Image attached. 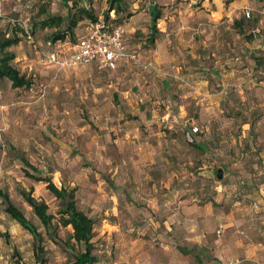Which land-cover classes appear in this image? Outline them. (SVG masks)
Listing matches in <instances>:
<instances>
[{
  "label": "rangeland",
  "instance_id": "rangeland-1",
  "mask_svg": "<svg viewBox=\"0 0 264 264\" xmlns=\"http://www.w3.org/2000/svg\"><path fill=\"white\" fill-rule=\"evenodd\" d=\"M22 2L6 0L0 5L2 30L9 24V18H4L8 15H18L12 26L28 29L31 15ZM51 2L55 12H66L62 0ZM145 2L137 0L133 10L143 9ZM95 4L100 20H104L106 0ZM111 17L117 18L115 12ZM132 19L122 25L125 38L147 61L153 57L151 48L143 44L150 31L149 21L146 17L141 23ZM43 35L36 44L23 41L27 59L17 63L22 72L30 73L32 87L14 89L10 81L0 82V191L8 193L43 233L45 264H70L73 252L83 248L70 239L71 227L60 226L46 233L19 190L33 188V195L45 201L56 216L55 223L61 203L46 183L24 176L23 165L10 146L23 152L59 187L76 189L78 206L97 220L94 242L99 264H201L195 254L184 256L176 244L168 242L180 237L190 242V247L204 251L200 253L202 264H220L209 256L222 257L223 264L228 253L235 255L234 264H264V84L219 95L218 113L213 115L219 135H211L212 153L193 152L191 159L188 154L187 161L185 157L178 161L177 171L165 168L163 172L155 166H140L136 147L123 146V132L107 119L117 111L115 93L119 97L127 87L139 93V75L144 68L122 62L116 69L99 70L92 64L60 72L53 81L56 70L39 61V52L53 47L43 43ZM191 107L184 126L202 128L196 119L203 106L194 103ZM156 138L154 148L159 147ZM218 168L223 169L222 180L215 172ZM4 207L0 202L2 253L13 264L16 259L39 264L33 237ZM128 217L136 220L134 227H129ZM220 225L224 230L219 236ZM192 236L199 241L188 240ZM138 238L144 244V257L126 252L129 241ZM227 262L230 264V258Z\"/></svg>",
  "mask_w": 264,
  "mask_h": 264
},
{
  "label": "trees",
  "instance_id": "trees-1",
  "mask_svg": "<svg viewBox=\"0 0 264 264\" xmlns=\"http://www.w3.org/2000/svg\"><path fill=\"white\" fill-rule=\"evenodd\" d=\"M21 1H23L22 4L24 5L25 10H28L31 15L28 29L26 30L21 26L17 27L16 25H11V22H13L18 17V15H8L4 17L9 18V24L4 30L0 28V82L4 83L6 81H10L11 86L14 89H30L33 85V81L29 76L30 73L28 71L22 72L16 63V48L24 40H27L29 43L36 44V40L39 41L40 34H44L43 36L45 40L43 43L53 47L47 50H42L48 52L55 51L63 45L77 44L85 37L86 28L92 24L100 23L104 29L120 27L125 22H128L130 19H132L140 11H142V9L139 11L133 10L134 3L137 0H134L133 2H130V0H106L107 8L105 11L104 20H100V16L97 13L95 4L97 0H62V7L66 10L64 14L54 11L51 6V0ZM144 1H148V3L145 2L146 5L143 7V9H146V22L148 23L149 21V24L147 25H149L148 28L150 31L145 36L143 44L146 45L145 48H153L155 47L157 41L163 36V33L160 31L158 25L160 22L167 20V15L165 13L166 6L165 4L160 3L159 0ZM181 1L182 0H177V2ZM232 1L234 0H227V2ZM253 3L256 5V8L255 10L250 11V17L247 16L246 12H244L240 20L235 23V25L239 24L241 33L246 40L251 39L253 37V33L249 34L247 31H245V29L258 26L260 22V15L264 11V0H253ZM112 12H115L117 17L116 19H112ZM21 15H23V12ZM112 22L116 24L112 26ZM81 26H83L82 33L79 34V29ZM129 48L132 51L137 52L130 46ZM257 60L258 62L256 63L255 73L251 77L247 78V81L243 83L242 87L248 88L253 84H260L261 82H264V74L262 73V69H264V59L259 57ZM122 62L124 61L119 62V64ZM237 90L239 89L234 86H230L225 89L223 95ZM163 99L166 102H170L171 110L174 115L179 113V95L175 94L171 96H164ZM114 101L116 104H119V97L117 93L114 94ZM191 108L189 110L190 115L192 114ZM146 109L147 108L144 107V110ZM196 111L197 109L193 112ZM217 113L216 109L214 111L205 113L202 110L201 116L196 119L197 122H200V124L202 123V128L199 125H196L199 130L195 135L194 142H189L186 139L185 132L189 126H184V122L179 127L173 129L169 128V126L166 124L160 126L159 128L158 123H153L151 128L148 129L149 127L146 124H143L137 115H129L128 121L141 128V133L144 140L147 139L148 135V137L156 136L157 138L155 140L157 142L159 141V147H157L158 153L155 160L156 162L150 166H155L159 170L161 168V171L163 172L165 171V168H167L168 171L170 169H175V171H177L176 169L178 166H180L178 161L183 160V157H185V160L187 161L188 154L189 158L191 159L193 152L197 153L198 155L212 153L210 143L213 138L211 135H219V133H216V129L218 130V120L213 116ZM134 125L130 127L131 131L136 127ZM154 128L157 130L155 131ZM159 133L162 134V137L157 136ZM150 142L152 143L154 141L152 140ZM2 148L3 147L0 145V151ZM10 152L14 153L15 157L22 163L24 176L26 178L36 182L46 183L47 189L56 197L57 200L60 201L62 206L60 218L58 219L57 223H55L56 216L49 212V206L45 201L39 200L33 195V188L30 190L21 188L19 190L25 202L32 208L34 214L46 229V233L48 235L60 226L72 228L70 239L74 240L75 243L81 246L83 249L77 253L73 252V259L70 264H99L101 259L95 253L96 245L94 242L97 220L95 217L90 216L78 206L76 189H68L65 186L59 187L51 176L44 175L43 170L32 164L24 155V153L16 150L14 146H10ZM220 169L221 168L215 170L217 177L218 171ZM221 170L223 171V169ZM0 202L4 203L5 213L33 237L35 246L37 248V262L39 264H45L46 261L42 257L45 251L44 247H42L44 235L39 230V227L34 222H32L12 201L8 193L0 191ZM133 214H135V212H133ZM143 215H145V213H143ZM128 218L130 222L129 227H134L136 225V220L132 217ZM168 242L170 244H176L178 251L184 256L195 254L196 260L202 264L203 261L200 258V253H203L204 251L199 247H190L192 244L187 242V240L183 241L181 237L176 239L174 242ZM72 249H75L74 246H72ZM209 258L214 260L216 263L221 264V259H217L218 257L209 256ZM16 261V264H27L23 260L16 259Z\"/></svg>",
  "mask_w": 264,
  "mask_h": 264
},
{
  "label": "crops",
  "instance_id": "crops-1",
  "mask_svg": "<svg viewBox=\"0 0 264 264\" xmlns=\"http://www.w3.org/2000/svg\"><path fill=\"white\" fill-rule=\"evenodd\" d=\"M159 2L166 6L167 20L160 22L163 36L149 51L155 59V68L144 69L145 74L139 75V93L132 87L120 91L119 104L115 103L116 113L107 116L123 132L121 144L136 147L135 158L140 166L155 164L158 151L149 139L154 137L144 140L141 128L128 121L129 115L139 116L148 129L153 123H158L159 128L165 124L171 129L177 128L186 121L194 103L202 105L204 113L214 111L219 95L230 86L241 89L255 73L257 59H264V11L258 26L245 29L253 33L251 39H244L239 24L235 25L246 10H255L253 0ZM146 15V9H142L132 20L141 23ZM22 45L23 42L16 48V63L27 59ZM262 71L264 74V69ZM175 94L180 101L176 115L172 113L170 102L163 99ZM133 125L136 127L131 131ZM157 136L162 137V134ZM1 233H4L2 227ZM188 240L197 242L199 238L192 236ZM127 248L126 252L134 257H144L141 239H131ZM234 256L226 254L230 260H234ZM227 259H223V264H228Z\"/></svg>",
  "mask_w": 264,
  "mask_h": 264
},
{
  "label": "built area",
  "instance_id": "built-area-1",
  "mask_svg": "<svg viewBox=\"0 0 264 264\" xmlns=\"http://www.w3.org/2000/svg\"><path fill=\"white\" fill-rule=\"evenodd\" d=\"M5 1L0 0V5ZM246 14L250 17V10H246ZM39 61L42 65L56 70L57 74L53 77V81L57 79L60 72L92 64L96 65L99 70L116 69L121 61L138 64L145 69L155 68L154 57L144 61L139 53L129 48L125 38V30L122 26L104 29L100 23L88 26L85 37L77 44L63 45L58 50L50 52L41 50L39 52ZM46 89L47 87L43 93H46ZM198 130V127L192 124L185 132L186 139L189 142H194ZM223 230L224 226L220 225L219 236L222 235ZM234 263L235 260H230V264ZM0 264L13 263L0 252Z\"/></svg>",
  "mask_w": 264,
  "mask_h": 264
},
{
  "label": "water",
  "instance_id": "water-1",
  "mask_svg": "<svg viewBox=\"0 0 264 264\" xmlns=\"http://www.w3.org/2000/svg\"><path fill=\"white\" fill-rule=\"evenodd\" d=\"M218 179H223V171L221 169L218 171Z\"/></svg>",
  "mask_w": 264,
  "mask_h": 264
}]
</instances>
